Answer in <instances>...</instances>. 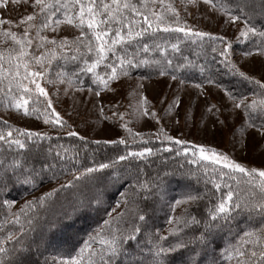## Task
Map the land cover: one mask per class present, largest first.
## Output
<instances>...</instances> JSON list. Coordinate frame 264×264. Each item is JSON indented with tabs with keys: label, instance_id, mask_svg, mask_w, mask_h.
<instances>
[{
	"label": "snow or ice",
	"instance_id": "obj_1",
	"mask_svg": "<svg viewBox=\"0 0 264 264\" xmlns=\"http://www.w3.org/2000/svg\"><path fill=\"white\" fill-rule=\"evenodd\" d=\"M197 2L198 0H188V3L192 5ZM203 2L227 15L233 23L237 20H243L244 29L240 32V36L246 40L255 37L253 44L258 50V54L264 56V24L258 27L254 22L257 16L264 20V0H260L259 12L256 11L254 0H231V3L235 6V14L233 9L220 3V0H216V2L214 0H203ZM29 4L35 11L23 16L18 23L0 18V93L11 99V107L15 108L17 112L22 110L23 115L26 117L35 113L37 119L42 115L45 124L59 125L61 128L65 126L67 121H64L55 109H52L51 113H41L37 108L29 109V101L33 96H48V93L37 81L48 75L55 61H82L84 66L80 71L92 73L93 82L107 89L110 82L118 80L121 76L131 78V70L142 65H158L157 71L160 76L170 75L172 80L177 79L176 73L180 68L173 66V59L169 58L167 54L169 49L168 39L166 36L158 35L159 33H184L185 37L203 38L208 36L213 41H224L222 36H210L208 33L193 31L182 25L179 12L169 0H0V9H6L10 5L27 6ZM157 5H159V11H157ZM169 14L174 19L170 20ZM62 25H68L78 30L79 35L69 40L67 37L49 38L48 35L44 34L48 30L57 33ZM20 26H24L22 34L11 30L13 27L18 28ZM256 41H259V43H256ZM34 44L35 49L33 50ZM3 45L8 46L3 47ZM170 47L172 53L180 52L179 43H172ZM231 47V43H227L226 47L221 50L220 55L225 57L226 67H229L233 75L253 85L254 98L251 104H248L245 102L247 97H242L237 101L231 92L226 91L225 94L233 101L234 108L243 106L245 117L249 121L253 119L251 114L257 112H259L260 118L264 120V82L249 75L228 59ZM67 51L74 54L68 56ZM212 51L215 52L216 49L213 48ZM152 52H159L162 60L151 59L150 57L141 58V53L150 54ZM243 55L250 56L252 52L246 51ZM89 57L92 58L91 62H89ZM101 65L105 69L103 76H100L96 71ZM109 68L111 69L110 73L107 71ZM261 70L264 71V67ZM201 71L203 72V68H201ZM73 75L78 76L79 73ZM48 82L53 84L67 82L70 86L76 83L71 78H67V74L63 71L56 72V79H49ZM208 82L212 83L211 80ZM29 85H35V88L29 87ZM194 86L201 87L200 84ZM137 87H142V85H137ZM80 90L77 87V91ZM88 91L92 92V89L90 88ZM95 95L99 96L100 91H96ZM147 104V99L142 98V101L134 109V115L137 118L149 114ZM47 107L52 108L50 99L47 101ZM209 110L211 111V109ZM100 111L103 114V109ZM151 116L155 118L156 113H151ZM3 124L11 129L6 120L3 121ZM247 127L255 128L260 136L264 137V122L259 126L249 122ZM15 131L21 136H26L29 140L34 137L39 139L41 135L40 133L24 132L20 129ZM129 131L131 130L129 129ZM68 135L77 136L78 134L69 131ZM165 138L175 145L183 146L186 144V141L173 140L172 137L166 134ZM80 139L83 140L84 138L80 137ZM0 142H2L0 153H3L6 149L11 150L13 145L20 149L26 147L24 142L13 137L12 130H9L7 135L0 132ZM96 143H99V141H96ZM105 143H108V141H105ZM112 143L124 144L125 141H112ZM192 149L193 157L198 155L199 160L210 161L213 165H220V169L214 168L212 171L214 174H219L220 181L224 187L228 188L226 195L220 197L212 207L207 208L206 216L192 214L185 208L184 214L181 216L170 217L167 221L169 225H172L169 229V236L175 237V241L164 246L161 241L168 240L167 236H159L157 233L159 239L154 241L151 234H148L150 247L147 249V254L151 259H146L145 249L140 246L138 237L146 232L143 225L148 220L147 209L150 206L148 201L151 200L152 195L161 194L162 189L159 183L139 184L138 189L136 185H133L131 203L133 205L134 220L129 227H113L110 221H105V224L108 225V234L101 235L97 233L96 236L90 238L91 241L100 245L99 248L93 247L91 242L86 241L75 255H70L66 260H60L59 264H200V252L195 248L182 260L177 261L173 257L188 250L193 243L205 245L214 231H220L224 228L231 231L237 217L242 215L247 217V227L242 230L243 235L239 237L238 242L226 248L222 255L230 262L235 260L236 264H264V170L246 168L228 155L218 152L215 148L193 144ZM165 151L170 152L173 149L168 148ZM151 154L152 149L145 148L142 151L128 152L126 155H121L119 160H127L129 156L146 159ZM179 154L180 151L177 149V155ZM184 154L187 156V150ZM59 155L60 153L57 152V156ZM196 162L195 159L189 161V163ZM116 163L113 160L111 165L102 163L98 167H87L85 172L81 173V176L114 167ZM0 166H2L0 167V190L8 189L9 180L19 184L34 185L36 177L40 175V172L25 167L19 160H14L12 164H5L4 160L0 159ZM222 169L228 171L224 172ZM9 172L12 173V176L8 175ZM237 173L248 178L244 182L250 185L251 197H240L238 193L233 191L232 185L227 183V180H236L238 186L241 181L235 175ZM164 175H175V173L165 172ZM204 175H208L206 168ZM81 176H77L76 179H80ZM179 177L185 178V174L180 173ZM225 177H227V180H225ZM199 178L197 177L198 180ZM221 182H217L211 177L204 181L206 185L212 183L216 191L221 190ZM71 186L65 184L61 187ZM154 188L161 189V193L154 192ZM52 195L53 193H47L46 196L40 197L39 202L43 204ZM121 195L126 196L127 193H121ZM206 196H210L207 191L204 193H200L198 190L195 192L192 190L186 191L182 199L174 201L171 210L175 212L176 206L181 204L198 206V202L204 200ZM141 200L145 202L143 208L138 203ZM128 202L125 201V203ZM12 204L13 201L11 200L5 199L3 201V205L9 209ZM30 207V203H25L21 206L19 213H11L12 223L20 224L21 213L26 214ZM120 215L123 217L124 214ZM198 215H200V218H197ZM28 223H32L31 219L28 220ZM117 223L119 224L120 221H117ZM125 223L127 222L125 221ZM21 227L23 226L21 225ZM201 228L203 231H200L199 235H195V231ZM185 229H193L190 240L185 239L187 234L181 235ZM14 239H16L15 234L9 233L6 241H0V264H30L25 259L29 248L24 245L23 240H17L18 246L14 245L12 249L4 247L6 242ZM207 264H219V262L213 259L208 261Z\"/></svg>",
	"mask_w": 264,
	"mask_h": 264
},
{
	"label": "trees",
	"instance_id": "obj_2",
	"mask_svg": "<svg viewBox=\"0 0 264 264\" xmlns=\"http://www.w3.org/2000/svg\"><path fill=\"white\" fill-rule=\"evenodd\" d=\"M220 3L233 9L235 14V6L231 3V0H220ZM254 3L256 11L259 12L260 0H254ZM241 21L243 22V20ZM254 22L258 27L264 24V20H261L259 16L256 17ZM158 35L166 36L168 39L169 49L167 54L169 58L173 59V66L180 68L176 73L177 79L197 84H214L231 92L236 98L246 95L254 96L253 85L249 84L248 86V82L233 75L226 64L222 62L218 42L213 43L206 38L185 37L181 33H159ZM255 39L253 37L247 41H241L238 48L258 51L253 44ZM172 43H179V53H172L170 47ZM256 43H259V41H256ZM213 48L216 49L215 52L212 51ZM41 50L43 51V49ZM73 54V52L67 51L68 56ZM149 57L162 60L159 52L141 53V58ZM88 59L91 62L92 58L89 57ZM83 66L82 61L69 60L65 62L64 60H57L53 63L48 75L41 79V84L44 87L52 85L48 80H55L56 72L63 71L67 74V78L76 81L73 84L74 86L100 89L101 85L93 82L92 73L80 71ZM158 68L159 66L154 64L142 65L139 68L132 69L131 75H142L150 78L159 77ZM201 68H203V72ZM96 71L99 75L102 74L101 72L105 74L103 65L98 67ZM107 71L110 73L108 69ZM74 73H79V75H73ZM209 80L212 83H209ZM29 87L35 88L33 85H29ZM45 103L43 97L33 96L29 101V109L37 108L42 113ZM11 104V99L0 93V112L11 109L17 111L11 107ZM20 113L23 114L22 110ZM27 117L40 121L44 120L42 115L37 119L35 113ZM3 121L0 119V132L7 135V132L12 130L13 137L24 142L26 147L20 149L13 145L11 150L6 149L3 153H0V159H3L5 164H12L14 160H19L25 167L40 172L34 185L19 184L9 180L8 189L0 190V241H6L7 235L14 233L16 239L6 242L4 247L12 249L14 245H17V240H23L24 245L29 248L25 259L30 264H59L60 260H66L70 255H75L86 241L91 242L93 247L99 248L100 245L91 241L90 238L96 236L97 233L101 235L108 234V225L105 224V221H110L113 227H129L134 220L133 205L131 203L133 185H136L138 189L139 184L159 183L162 189L161 193V189L154 188V192L161 194L152 195L151 200L148 201L150 205L147 209L148 220L143 225L146 232L138 237L140 246L145 249L146 259H151L147 254V249L150 247L148 234H151L154 241L158 240L159 236H167L168 240L161 241L164 246H167L175 241V237L169 236V229L172 225H169L167 221L170 217L181 216L184 214L185 208L192 214L206 216L207 208L212 207L220 197L228 192V188L224 187L220 181L219 174H214L212 171L214 168L220 169V166L199 160L198 156L193 157V149L185 145H175L172 142H165L162 145L148 144L139 148L152 149V154L147 156L146 159L129 156L127 160L120 161L119 156L126 155L128 152H138L139 149H131L127 144L118 143L96 144L87 142L81 144L77 139L64 135L41 134L39 139L34 137L29 140L26 136H21L15 131L20 128L8 123L11 126V129H9L7 125L3 124ZM252 122L259 126L264 120L256 113ZM168 148L173 149V151H165ZM177 149L180 151L179 155H177ZM185 150H187V156L184 154ZM57 152L60 153L59 156H57ZM193 159L197 162L189 163ZM113 160L117 162L114 167L81 176V173L85 172L87 167H98L102 163L111 165ZM205 168L208 172L207 176L204 175ZM222 171L227 172L228 170L222 169ZM165 172L175 173V175L165 176ZM180 173H184L185 178H180ZM8 175L12 176V173L9 172ZM235 175L241 181L238 186L236 180H227V177H225V180L232 185L233 191L238 193L240 197H251L250 185L244 182L248 178L242 177L238 173ZM77 176H81V178L76 179ZM197 177H200L199 180ZM210 177L217 182H221L220 191H216L212 183L207 185L204 183ZM65 184L72 186L61 187ZM45 185H52L53 187L44 194L24 202V204H31L30 209L27 210L26 214L21 213L20 224L12 223L11 213H19L22 205L16 209L12 207L9 209L3 205V201L5 199L13 202L23 200L26 196ZM189 190L194 192L198 190L200 193L207 191L210 196H206L204 200L199 201L198 206L178 205L175 212H173L171 205L176 199H182L184 193ZM47 193H53V195L41 204L39 202L40 197L46 196ZM121 193H127V195L122 196ZM126 200L129 202L125 203ZM138 203L141 208L145 207L144 201L141 200ZM118 205H120L119 210L116 209ZM120 214H124L123 217ZM6 218L7 222L5 223ZM197 218H200V215ZM29 219L32 221L31 224L28 223ZM117 221H120V223L118 224ZM246 227V215L237 217L231 231L228 228L214 231L205 245L193 243L188 250L176 254L173 259L182 260L195 248L200 252V264H207L208 261L213 259L218 261L219 264L230 262L222 254L226 248L238 242L239 237L243 235L242 230ZM200 231H203V229L196 230L195 235H199ZM157 233L159 236L156 235ZM181 235H185V239L190 240L193 229H185ZM230 263L236 264L235 260Z\"/></svg>",
	"mask_w": 264,
	"mask_h": 264
},
{
	"label": "rangeland",
	"instance_id": "obj_3",
	"mask_svg": "<svg viewBox=\"0 0 264 264\" xmlns=\"http://www.w3.org/2000/svg\"><path fill=\"white\" fill-rule=\"evenodd\" d=\"M169 2L179 12L182 25L193 31L208 33L210 36L224 37L223 42L210 40L208 36L198 37V39L206 38L210 42H218L221 50L227 43H231L228 59L249 75L264 82V71L261 70L264 67V56L259 55L256 50L238 48L241 41L248 40L240 36V32L244 29V23L241 20L233 23L227 15L205 4L203 0H198L195 5L189 4L188 0L183 2L169 0ZM34 11L30 4L10 5L6 9H0V18L18 23L19 19ZM157 11H159V5H157ZM169 19L172 20L174 17L169 14ZM23 27H13L11 30L22 34ZM44 34L49 38L67 37L71 40L79 35V32L71 26L62 25L57 33L48 30ZM181 34L184 35V33ZM246 51H251L252 55L244 56L243 53ZM221 57L222 62L226 64L225 57ZM108 70L111 72L110 68ZM101 73L100 76H103L104 72ZM181 81L180 79L172 80L171 76L167 75L151 78L142 75H131V78L121 76L118 80L110 82L107 89L101 85L100 89L91 88L92 92H89L90 87L70 86L67 82L63 84L56 82L44 87L41 84L42 81L38 80L37 82L48 93L47 97L41 96L46 102L43 105V112L51 113L52 109H55L62 119L67 121L65 126L63 128L59 125L51 124V126L45 124L44 120L31 119L13 109L1 111L0 119L27 132L51 136L64 135L77 139L81 144L96 143V141L104 144L108 141L107 144H115L112 141L124 140L123 145L127 144L131 149H139L148 144L162 145V143L170 142L165 138L166 134L173 140L186 141L187 147L192 148L195 144L215 148L246 168L264 170V137H261L255 128L247 127V124L255 119L256 113L251 114L253 119L249 121L245 117L243 106L234 108L233 101L225 94L226 90L217 85L200 84L201 87L197 88L194 86L197 83ZM77 87L81 90L77 91ZM98 90L100 95L96 96L95 92ZM243 97H247L245 102L248 104H251L254 98L252 95ZM142 98L148 101L149 114L137 118L134 115V109ZM240 98L242 97L236 98L237 101ZM49 99L52 101L51 109L47 107ZM151 113H156V117L153 118ZM257 115H260L259 112ZM69 131H74L78 135L69 136ZM80 137L84 139L81 140ZM144 149L141 148L139 151ZM51 187L53 186L45 185L23 200L14 201L12 208L16 209L27 200L44 194ZM116 209L119 210L120 205Z\"/></svg>",
	"mask_w": 264,
	"mask_h": 264
}]
</instances>
